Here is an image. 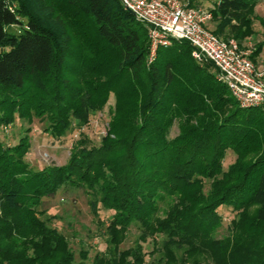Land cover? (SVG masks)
<instances>
[{
  "label": "trees",
  "instance_id": "1",
  "mask_svg": "<svg viewBox=\"0 0 264 264\" xmlns=\"http://www.w3.org/2000/svg\"><path fill=\"white\" fill-rule=\"evenodd\" d=\"M261 1L215 0L206 7L212 31L245 45L255 20L264 28ZM263 49L264 40L254 45V61ZM149 50L147 26L121 0H0V125L38 118L62 137L87 125L111 92L117 98L100 143L79 139L64 165L33 168L31 128L16 144L0 139V264H86L37 211L68 184L89 195L95 216L112 211L111 264L142 260L137 240L116 261L115 234L134 222L143 234L165 233V256L181 248V264L194 252L213 264H264V109L241 107L189 42L160 47L152 62ZM228 150L236 158L225 168ZM224 209L236 213L234 239L213 234Z\"/></svg>",
  "mask_w": 264,
  "mask_h": 264
},
{
  "label": "rangeland",
  "instance_id": "2",
  "mask_svg": "<svg viewBox=\"0 0 264 264\" xmlns=\"http://www.w3.org/2000/svg\"><path fill=\"white\" fill-rule=\"evenodd\" d=\"M180 1L185 2L187 0ZM214 1L203 0L202 6L209 8ZM257 9L258 13L263 16L264 4H259ZM216 25L217 22L214 20L207 24L211 30H214ZM16 29V26L12 27V30ZM254 29L256 34L252 38L246 39V41H251L252 45L264 40V28L258 20L254 22ZM221 36L223 38L226 35L221 34ZM254 62L258 64V57ZM116 101V94L111 92L104 108L94 113L87 125L75 128L62 137H52L45 132L47 120L36 118L30 124L28 121L17 118L14 124L0 125V139L16 144L24 134V130L31 128L29 133L31 149L26 159L33 168L38 170L51 164L64 165L68 163L71 148L79 139L86 138L90 140L91 145L100 143V140L107 134L108 123L112 111L116 107ZM178 130L176 123L172 128L171 137H174ZM235 158L236 154L232 150H228L224 167L227 168L229 164L235 161ZM209 188L210 183L206 181L205 190L208 191ZM89 199V195L82 188L68 184L60 188L55 194L44 197L37 211L40 218L47 220L52 227L58 228L66 237L67 248L71 247L75 252L77 262L84 258L86 264H111L109 255L114 246L111 245V238L107 234L106 227L112 211L102 210L99 217L95 216L91 210ZM222 211L224 215L223 224L213 234L218 238L230 236L231 239H234L236 235L240 234L239 232L234 233L235 230L230 224L236 213L229 209ZM247 212V218L251 217L254 213V207H248ZM115 236L116 250L119 253V255L117 253V263L125 262L127 258L124 251L134 249L137 240H140L143 243L144 254L141 261L136 260L133 264H181V248L174 249L177 252L175 257L165 256L164 251L167 249L163 248L162 243L166 235L163 232L143 234L140 225L134 222L128 229L119 230ZM185 256V264L188 262L190 264H213L202 253H185Z\"/></svg>",
  "mask_w": 264,
  "mask_h": 264
},
{
  "label": "built area",
  "instance_id": "3",
  "mask_svg": "<svg viewBox=\"0 0 264 264\" xmlns=\"http://www.w3.org/2000/svg\"><path fill=\"white\" fill-rule=\"evenodd\" d=\"M128 12L148 28V61L156 59L158 49L174 40L192 46V56L200 63L210 62L243 108L264 109V64H256L251 55L254 45H241L225 39L207 27L212 12L203 6L191 7L180 0H121Z\"/></svg>",
  "mask_w": 264,
  "mask_h": 264
},
{
  "label": "crops",
  "instance_id": "4",
  "mask_svg": "<svg viewBox=\"0 0 264 264\" xmlns=\"http://www.w3.org/2000/svg\"><path fill=\"white\" fill-rule=\"evenodd\" d=\"M183 3H188V0L187 1H185V2H183ZM261 3H263L264 4V0L263 1H261L259 4H261ZM258 4V5H259ZM258 5L256 6V14L257 15H259V16H261L259 13H258ZM264 16V15H263ZM248 43H251V41H246V43H245V45L246 44H248ZM264 50V49H263ZM263 55H264V51H262L261 52V54L258 56V65H260V64H264V57H263ZM261 60V61H260Z\"/></svg>",
  "mask_w": 264,
  "mask_h": 264
}]
</instances>
